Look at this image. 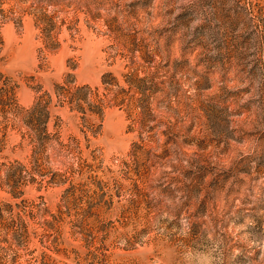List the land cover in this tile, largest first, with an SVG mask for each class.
Returning <instances> with one entry per match:
<instances>
[{"label": "rangeland", "instance_id": "374dc122", "mask_svg": "<svg viewBox=\"0 0 264 264\" xmlns=\"http://www.w3.org/2000/svg\"><path fill=\"white\" fill-rule=\"evenodd\" d=\"M0 87V264H264V0H0Z\"/></svg>", "mask_w": 264, "mask_h": 264}, {"label": "trees", "instance_id": "16d2710c", "mask_svg": "<svg viewBox=\"0 0 264 264\" xmlns=\"http://www.w3.org/2000/svg\"><path fill=\"white\" fill-rule=\"evenodd\" d=\"M2 87H0L1 89ZM2 95H0V107L2 106V102H1V98ZM42 116H47V114L45 113L42 114V109H40L39 103L35 104L32 108H30V110L26 111V115L24 116V125L27 126V128H29L30 130H32L33 132L36 131L35 125L42 123L44 121H42ZM29 135V139H28V145H33L34 147L38 145V138L34 137L32 133L28 132ZM11 206V205H9Z\"/></svg>", "mask_w": 264, "mask_h": 264}]
</instances>
